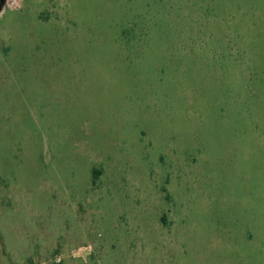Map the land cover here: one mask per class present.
I'll list each match as a JSON object with an SVG mask.
<instances>
[{
	"label": "rangeland",
	"instance_id": "rangeland-1",
	"mask_svg": "<svg viewBox=\"0 0 264 264\" xmlns=\"http://www.w3.org/2000/svg\"><path fill=\"white\" fill-rule=\"evenodd\" d=\"M0 264H264V0H0Z\"/></svg>",
	"mask_w": 264,
	"mask_h": 264
},
{
	"label": "trees",
	"instance_id": "trees-1",
	"mask_svg": "<svg viewBox=\"0 0 264 264\" xmlns=\"http://www.w3.org/2000/svg\"><path fill=\"white\" fill-rule=\"evenodd\" d=\"M97 174H95V177H97V175H98V172H96Z\"/></svg>",
	"mask_w": 264,
	"mask_h": 264
}]
</instances>
